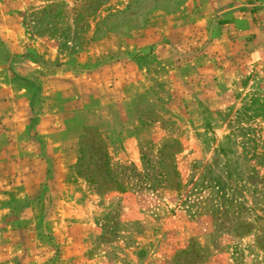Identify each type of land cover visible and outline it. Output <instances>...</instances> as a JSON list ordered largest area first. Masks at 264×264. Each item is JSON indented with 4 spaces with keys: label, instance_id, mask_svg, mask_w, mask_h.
Returning <instances> with one entry per match:
<instances>
[{
    "label": "rangeland",
    "instance_id": "1",
    "mask_svg": "<svg viewBox=\"0 0 264 264\" xmlns=\"http://www.w3.org/2000/svg\"><path fill=\"white\" fill-rule=\"evenodd\" d=\"M258 26L264 0H0V138L10 129L3 120L21 118L17 132L29 117L13 146L42 155L28 193L14 184L0 189V203L38 201L41 216L85 222L63 241L37 225L48 234L43 264H264V53L249 58L254 42L264 45ZM16 86L32 93V113L17 105ZM39 118L56 123L60 143L78 137L69 172L45 158ZM96 118L86 126L101 132L127 191L99 194L74 169L84 153L94 162L91 137L80 150V124ZM127 136L136 161L124 153ZM165 138L181 143L179 184L152 188L138 179L140 146ZM148 156L153 164L155 148ZM9 165L0 160V172ZM59 200L69 206L51 207ZM7 215L1 208V233ZM0 241L7 252L11 241Z\"/></svg>",
    "mask_w": 264,
    "mask_h": 264
},
{
    "label": "crops",
    "instance_id": "2",
    "mask_svg": "<svg viewBox=\"0 0 264 264\" xmlns=\"http://www.w3.org/2000/svg\"><path fill=\"white\" fill-rule=\"evenodd\" d=\"M261 1V0H259ZM263 27V26H262ZM255 32L257 34V39H262L264 38V30L260 28V26L255 28ZM259 37V38H258ZM255 47L253 46L252 50L249 52V58L251 60H254L257 57H260L262 53H264V45L262 44H256L254 42ZM25 76V75H23ZM16 90H12L11 92L17 93L18 96V104L21 107L23 106L25 110H28L32 113V106H35L34 99L32 97V93L28 91V89L23 88V87H15ZM6 94L3 95L2 97L6 101H12L13 94ZM12 96V97H11ZM134 96V94H131L129 97L126 98L127 101L131 99V97ZM36 100V99H35ZM121 100V99H119ZM117 101V100H116ZM116 101H108L111 106H114V111L117 110L116 108ZM107 102V103H108ZM102 105V102L100 103ZM100 105H95L94 109L89 110L90 114L96 110L97 112L99 110ZM20 107V109H21ZM34 118V115H31ZM37 116H40L38 114ZM24 121L22 122L21 130L20 133L26 132L28 129V124L30 121L28 120L29 117H25ZM21 119V118H19ZM16 119L14 122H17ZM3 120V124L7 123L9 125H1L4 130L8 127L10 128L9 130L6 129L7 135H4V137L0 138V151L3 152L2 155H0V160H3L4 162H10V167L8 166L5 171L0 172V189H9L12 190L14 189V184L15 185H20L24 186V193H28L29 188H26L28 185L27 181H32L30 180V176H40L39 173H35L37 167L31 168L30 165L32 163L37 164L39 160H42V155H37L35 154H27L26 150H22L20 153V149H15L13 145L17 144L16 139H18L17 136L19 131H13V128L16 126L15 123ZM99 121L96 118L95 122L92 121H86L82 122L80 124V128L82 129L86 125H91V124H97ZM1 128V127H0ZM34 128L36 131V134L41 135L40 138L42 139V135H44L45 143L46 146L48 147V154L46 155L45 158L48 159H56L57 161H60L62 166L60 167V171L63 173H67L70 171L71 166L77 159V154H78V137H71L67 138L64 141H61V143L55 138V134L58 131L56 123L51 119H37L36 122L34 123ZM10 134V137L7 138V136ZM35 134V135H36ZM38 136V135H37ZM134 141L135 139L132 136H127L124 139V153L126 154L130 148L132 150L131 155L128 157L132 161L137 160V156L135 155V152H133L134 148ZM20 143V142H18ZM59 144H63V149L62 152L60 153L59 149L57 146ZM22 144H20L21 146ZM26 151V152H25ZM60 154V156L58 155ZM127 158V157H126ZM14 165V167H13ZM15 165H17L15 167ZM53 174V172H52ZM29 178V179H26ZM26 179V182L23 180ZM35 182L37 180H34ZM35 182H31V186L36 184ZM79 181H76L78 183ZM81 184V183H80ZM17 196V195H16ZM19 196V195H18ZM63 204H66L65 206H69L68 202L65 201H53L51 202V207H55L56 209L60 206H63ZM30 205V206H29ZM29 205H17L16 202L13 201H4L2 204L0 203V207L3 209V214L8 213L7 216H4L2 219L3 225L6 226V230L3 231L2 233L0 232V240L2 241H11L10 245L5 247V250L7 252H1L0 251V264H43L42 258L44 252H46L47 245L48 243L45 241V238L47 237L46 235H51L56 237L55 239H60L61 241L66 239L65 233H67V229L70 228L72 229H79L85 225L84 220H79V221H70L66 220L68 217L70 218L71 215L69 213H58L56 216L48 214V216H41L37 213L34 205H39V207H42L41 203L38 201H31L29 202ZM0 208V209H1ZM24 213H28L30 216H23ZM17 214V219L13 217V215ZM62 214V215H60ZM45 224V227H48V230H44L46 235H43L40 231L41 229H38L37 225L43 223ZM19 228H22L20 233L18 231ZM85 228V227H84ZM10 229V230H9ZM16 229V230H15ZM79 236L76 237L74 234L71 236V238H78ZM1 242V241H0ZM65 248V247H64ZM62 250V249H61ZM75 249H73L71 252L72 255H75ZM68 252L67 255L70 253ZM78 254V253H76ZM46 255H52V251L50 253H46ZM4 258V259H2ZM70 258V257H69ZM207 264H220L218 262L212 263L211 261L208 262Z\"/></svg>",
    "mask_w": 264,
    "mask_h": 264
},
{
    "label": "trees",
    "instance_id": "3",
    "mask_svg": "<svg viewBox=\"0 0 264 264\" xmlns=\"http://www.w3.org/2000/svg\"><path fill=\"white\" fill-rule=\"evenodd\" d=\"M89 137H91L96 151V154H94L95 159H93L94 162L90 165L82 162L86 149L84 141ZM148 143L150 146H140L141 159L145 172L138 179L152 188L155 186H171L172 183L179 184V175L174 164V159L176 154L181 151L180 141L177 138H165L158 142L157 146L152 141ZM106 145L107 142L97 127L85 126L80 134V150L84 154L79 157L74 165V169L99 194L110 191H127L129 188L124 184L125 181L122 182L114 174L112 175V169L109 165V155L105 149ZM154 148L157 160L153 164L146 165L149 161L148 155ZM148 172L151 173L148 174Z\"/></svg>",
    "mask_w": 264,
    "mask_h": 264
}]
</instances>
